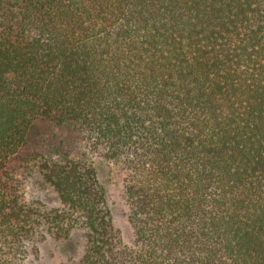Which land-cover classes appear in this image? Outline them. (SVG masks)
I'll use <instances>...</instances> for the list:
<instances>
[{"label":"trees","instance_id":"trees-1","mask_svg":"<svg viewBox=\"0 0 264 264\" xmlns=\"http://www.w3.org/2000/svg\"><path fill=\"white\" fill-rule=\"evenodd\" d=\"M75 233L66 264H264V0H0V264Z\"/></svg>","mask_w":264,"mask_h":264},{"label":"rangeland","instance_id":"rangeland-1","mask_svg":"<svg viewBox=\"0 0 264 264\" xmlns=\"http://www.w3.org/2000/svg\"><path fill=\"white\" fill-rule=\"evenodd\" d=\"M97 166L99 178L107 190V199L114 226L120 231L123 240L130 243L133 238V230L128 222L129 207L124 199L125 175L104 161H99ZM32 191L38 193V197L47 202L49 206L56 205L57 201L54 194L38 190ZM82 248L79 233H75L70 239L61 242L48 239L39 244L38 256L31 257L25 264H66L68 256L71 254L79 255Z\"/></svg>","mask_w":264,"mask_h":264}]
</instances>
